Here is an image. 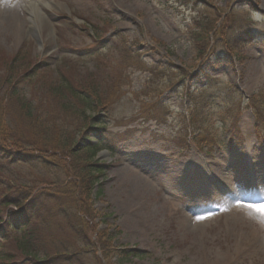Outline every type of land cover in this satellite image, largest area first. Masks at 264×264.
<instances>
[{
  "label": "rangeland",
  "instance_id": "374dc122",
  "mask_svg": "<svg viewBox=\"0 0 264 264\" xmlns=\"http://www.w3.org/2000/svg\"><path fill=\"white\" fill-rule=\"evenodd\" d=\"M194 1L25 0L15 4V15L27 22L16 29L0 15V86L15 80L47 130L78 127L59 105L64 100L51 93L58 79L103 89L107 109L85 111L97 120L92 128L103 130V144L113 147L112 153L96 155L105 165L96 189L102 196L93 200L102 214L97 221H106L111 233L120 230L113 243L117 249L148 253L124 264H216L226 257H234V264H264V217L247 212V205L264 201V125L255 122L249 106L256 97L264 118V0ZM201 2L210 10L204 11ZM212 8L231 17L227 24L248 27L251 32H243L253 39L237 48L231 61L223 55L205 68L194 58L189 35L198 13ZM150 113L156 121L143 119ZM14 118L4 116L8 130ZM232 126L236 130L230 132ZM198 135H207L211 143L201 145ZM226 138L233 144L219 147ZM185 139V150H178L176 144ZM20 140L27 143L28 133ZM87 141L95 145L101 138L91 134ZM28 155L36 159L24 165L0 159V200L8 185L18 191L24 180L37 189L56 175L65 180L62 170L49 175L38 153ZM57 159L63 163L65 158L58 154ZM131 170L145 182L135 195ZM50 206L55 213L44 239L74 245V236L59 230L64 228L60 212L71 203L60 197ZM10 209L0 206V219ZM15 244L7 238L2 254L8 259L2 264L12 256L11 262L22 260Z\"/></svg>",
  "mask_w": 264,
  "mask_h": 264
},
{
  "label": "trees",
  "instance_id": "16d2710c",
  "mask_svg": "<svg viewBox=\"0 0 264 264\" xmlns=\"http://www.w3.org/2000/svg\"><path fill=\"white\" fill-rule=\"evenodd\" d=\"M185 2L194 4L195 1L185 0ZM201 5L204 11L210 10L207 8L210 5L202 2ZM224 14L222 10L212 8V12H199L194 18V30L190 33L189 40L196 62L205 68L223 60L221 59L223 55L225 60L230 58L229 61H231V58L237 55L236 49L253 39L248 27L227 24L231 17H224ZM244 30L250 32H243ZM245 36H248L247 40ZM19 55L18 52L13 57L14 63H18ZM13 67L9 64V69ZM57 81L52 84L51 93L56 100H64L59 105L65 116L72 121L73 126H78L76 131L47 130L45 124L38 121L39 117L34 116L32 104L25 100V94H20L21 91L18 90L15 80L8 82L5 79L0 86V107L4 104L3 113L0 114V159L8 160L13 164H28L29 159H36L28 154L36 152L45 159L43 167L47 169L49 175L61 170L66 173L65 180L60 182L59 176H53L40 189L29 188L26 184L27 180H24L22 184L19 183L18 191L12 190L13 184L7 186V192L0 200V206L13 209L0 219L2 224L0 226V264L8 259L2 254L7 238L15 239L16 251L22 255V260L19 262H11L13 256L10 257V264H101L102 260L108 264L114 258L123 261L138 256L137 251L119 250L113 246L115 237L119 234L117 228L114 230L115 233H111L106 221L99 222L105 223L106 229L97 228L99 223L96 219L102 214L94 208L93 195L98 197L102 192L101 190H97L96 194L93 192L100 178L104 176L105 166L93 159L98 150L113 151V147L103 144V130L92 128L91 121L97 120L87 116L85 111L88 109L98 113L99 109H107L106 98L102 94L103 89L91 82L79 80L72 82L67 77ZM67 81L74 85H70ZM205 81L208 82V80ZM80 82L81 84H78ZM65 97L69 98L67 102ZM188 98L193 100L190 94ZM255 100L256 97L250 98L249 106L254 107L252 113L255 122L262 128L264 118L257 112L256 109L259 106L255 105ZM8 103L11 107L4 112ZM5 115L15 117L11 130H8L4 124ZM143 119L156 121L157 118L150 113ZM23 127L28 130H20ZM231 130H236V127L233 129L232 126L230 132ZM22 132L28 133L27 143L20 140ZM77 134H79L78 141L75 139ZM91 134L101 138V141L95 145L88 142L87 139ZM197 139L203 142L204 144L201 143V145L204 146L211 143V141L208 142L207 135H198ZM30 140H32L31 143H29ZM185 142L186 139L178 146ZM228 143V140L224 139L217 145L226 147L231 144ZM58 154L64 156L63 163L58 162ZM60 197H64L72 207L60 212L64 228L59 230L66 231L70 237L73 235L74 245L63 240L47 241L43 237L44 231L51 227L52 214L55 213L50 204L57 203ZM11 233L17 236L14 237Z\"/></svg>",
  "mask_w": 264,
  "mask_h": 264
},
{
  "label": "bare ground",
  "instance_id": "6f19581e",
  "mask_svg": "<svg viewBox=\"0 0 264 264\" xmlns=\"http://www.w3.org/2000/svg\"><path fill=\"white\" fill-rule=\"evenodd\" d=\"M25 0H0L1 11L0 15L2 16L1 21L11 28H18L22 27L21 25H24L27 21H20V17L15 15V12H18L17 6L15 4L22 3ZM105 156L106 154H102ZM144 178V177H143ZM142 176L137 173L136 171H130V175H128V180L131 181V188L133 189L131 191V194L138 193L141 190L142 185L145 183ZM258 203L264 204V201H259ZM250 209V208H249ZM238 211V212H237ZM240 214L242 210H235V213ZM244 212V211H243ZM247 212L250 213L251 216L259 217L257 212L253 211L252 209L248 210ZM253 216V217H254ZM245 247H252V244L246 243L244 244ZM245 252V250H244ZM241 253V250H240ZM243 254V252H242ZM216 264H234L236 262L234 257H226L225 259H222L221 261L215 260Z\"/></svg>",
  "mask_w": 264,
  "mask_h": 264
},
{
  "label": "snow or ice",
  "instance_id": "6c2138e0",
  "mask_svg": "<svg viewBox=\"0 0 264 264\" xmlns=\"http://www.w3.org/2000/svg\"><path fill=\"white\" fill-rule=\"evenodd\" d=\"M247 207L251 208L253 211L259 213L264 217V204L261 205H247Z\"/></svg>",
  "mask_w": 264,
  "mask_h": 264
}]
</instances>
